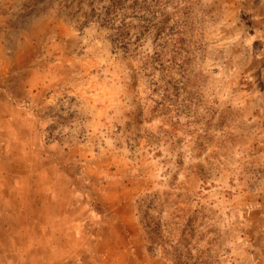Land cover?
I'll list each match as a JSON object with an SVG mask.
<instances>
[{"label":"rangeland","instance_id":"1","mask_svg":"<svg viewBox=\"0 0 264 264\" xmlns=\"http://www.w3.org/2000/svg\"><path fill=\"white\" fill-rule=\"evenodd\" d=\"M80 1L0 0V222L60 214L49 260L264 264V0H161L127 44Z\"/></svg>","mask_w":264,"mask_h":264},{"label":"crops","instance_id":"2","mask_svg":"<svg viewBox=\"0 0 264 264\" xmlns=\"http://www.w3.org/2000/svg\"><path fill=\"white\" fill-rule=\"evenodd\" d=\"M19 123L21 122L19 121ZM19 123L16 121L15 125L17 126ZM16 129L17 128H13L10 133L7 131L6 132L9 133V136L19 138L21 134L18 133ZM8 139V135H6L4 140H0L1 142H5ZM2 153L3 152H1L0 155L1 157H4V153ZM44 173L45 172H41V174ZM62 185L63 184L61 182H55L50 183L49 186H44L42 183L35 182L34 190L36 192H32V189H29V203L43 205L45 208L48 207L51 203L58 201L59 198L56 196L58 195L59 191L62 190ZM51 194L52 196L50 197ZM61 201L62 200L58 202ZM111 203L102 204L107 215L105 218H107L109 222L107 223L108 229L110 227L112 228L113 226L115 227L116 222L118 223V220L120 219L121 209L126 208V204ZM129 216L131 215L129 214ZM1 217L2 216H0V221L3 222ZM58 219L62 220V216L60 217V214L53 216V214L44 212L38 216L34 215L31 217L27 227L24 225L15 224L12 226L15 228L14 230L0 222V264H97L98 254L100 253L97 248L99 245V240L98 238L91 239L93 238L92 236L90 238L91 240H89L91 243L90 246L81 248L74 247L73 250H71L74 252L70 257L68 253L65 252V250L61 249V256L65 257V259L49 260V256H52L54 253V245L51 234L62 233L61 229L57 228L52 231V228L50 227L49 229V226H52L51 222L53 220ZM126 219L127 220L125 221L122 218L123 222L120 224L121 228L123 223L130 222L128 218ZM31 226L34 229H31ZM41 253H44V255L41 256ZM46 254L49 256L46 257Z\"/></svg>","mask_w":264,"mask_h":264},{"label":"trees","instance_id":"3","mask_svg":"<svg viewBox=\"0 0 264 264\" xmlns=\"http://www.w3.org/2000/svg\"><path fill=\"white\" fill-rule=\"evenodd\" d=\"M161 0H87L80 1L77 12L71 16L78 30L97 24L100 29L118 36L121 43H126L129 33L135 29L143 33V28L149 27L151 19L145 20L141 13L152 14V19L162 22L157 16L156 7ZM179 4V3H178ZM85 8V9H84ZM81 15V16H80ZM82 21V22H81ZM138 22L137 26L134 24ZM142 23V24H140ZM146 23L147 25H143Z\"/></svg>","mask_w":264,"mask_h":264}]
</instances>
